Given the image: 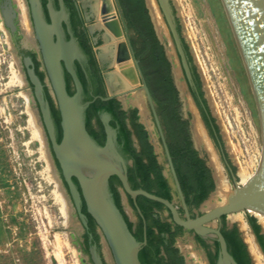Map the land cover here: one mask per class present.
Segmentation results:
<instances>
[{
    "label": "water",
    "instance_id": "1",
    "mask_svg": "<svg viewBox=\"0 0 264 264\" xmlns=\"http://www.w3.org/2000/svg\"><path fill=\"white\" fill-rule=\"evenodd\" d=\"M78 1L82 2L85 8L91 6L89 4L90 0ZM115 1L118 4V0ZM222 1L247 69L262 123L263 150L262 156L260 157V165L255 175L246 184H243L239 180V173H234L230 166L228 161V159L231 161L229 158L230 152L228 145L225 143V133L221 129V124L216 113L212 110L213 107L210 98L204 95L210 115L216 120L215 123L220 129L219 135L221 136V139L216 133L215 138L211 135L202 112L199 110L200 107L198 102L191 91L192 88L197 89L192 70L194 65L199 68L197 72L200 74L202 81H204V77L196 59L194 62H190L189 56L185 50L183 42L184 35L178 30V16L173 13L174 7L172 4H175L174 0H157L161 11L160 13L163 15L166 29L168 30L169 37L173 43V55L168 51L166 36L160 31L148 0H145L146 9L148 11L147 14L150 16L155 33L164 47L168 62L171 64V76L178 91L181 104L179 109L180 115L183 120L189 121V133L193 148L199 152L200 158L205 160L206 166L210 168L215 182V190L210 196L218 190V181L208 151L203 145H200L196 139L193 127L194 114L191 110V105L194 107V110H196L198 119L205 129L206 136L214 147L224 171H228L229 173V175H226L234 193L227 203L218 201L213 209L203 211L202 206L208 201L210 198L209 196V198L201 205L202 214L193 218L182 189L174 160L172 159L173 157L170 151L166 131L159 112L157 111V103L154 100L151 90L142 73L140 62L134 57L132 48L127 39H125V31L118 15L116 14V17L121 26L124 42L138 76V86L132 87L126 85L120 88V90L112 88L110 81L111 78L117 74V71L115 68L110 70L111 67H114L113 63H110L108 67L109 70L105 74L108 95L106 97L96 96L93 100L85 102L84 87L73 63L75 60H80L81 62L85 61V54L79 48L75 39L70 42L65 40L60 28H56V24H54L55 27L48 25L45 16L43 15L44 10L41 0H26L30 12L29 15H32L34 22V29L36 31L35 37L40 43L39 48L42 50L45 61L44 64H46L48 70V82L50 81L51 95L57 104L61 116L63 137L61 142H59L57 126L50 103L46 98L44 84L36 74L34 68L30 67V64L32 65L33 63L32 60L26 59L25 64L27 71L25 72V79L28 85H31L33 89L34 101L38 106V119L44 132L50 161L53 165L60 186L69 204H71L76 211L78 221H80V225H82L83 229L89 228L88 217L82 209L84 202L86 203L88 213L94 218L97 224V232L102 239L100 245L103 247V258L107 264L108 260L111 264H143L139 256L140 252L148 244L147 229L145 228L144 241H139L130 229L124 214L118 208L111 189L112 177H117L120 181L121 185H119V192L124 199L127 208L132 212H135L136 209L141 216L143 215L137 203V198L143 196L149 200L164 205L165 215L171 216L169 221L173 222L175 225L180 226L187 231H192L194 234L205 240L217 242L219 253L217 254L218 259L216 264H239L235 257L231 255L232 253L228 247L226 238L222 233L221 226L223 217H226L229 227L232 228L235 226V223H230L228 220L229 216L232 214L250 209L264 213V0ZM11 2L12 0H6L5 5L0 6V10L6 28L15 31V14L12 16L13 9L12 6H10ZM61 4L63 6L62 1ZM107 9L108 8L104 7L102 12L106 13L108 11ZM49 29H51L50 33L47 31ZM56 29L58 43H55L53 36ZM101 29L104 31V39L107 44L109 41L107 30L103 27H101ZM71 44L75 45L77 48L78 55H68L67 48ZM24 46L26 47L27 45L24 43ZM101 54L100 59L105 62ZM62 62L65 63L66 67L63 66ZM178 71L180 72V75H178ZM66 72L72 77L74 82L75 91L72 95L68 92L65 76ZM182 76L185 77V82L181 81ZM203 91H206V89L203 88ZM134 93H140L143 96L146 107L145 111L147 112V117L149 119L150 117L152 118V124H148L144 119L142 111H140L141 109L138 105L135 107V105L129 103L127 99H124L127 96H133ZM97 99H101L105 102L117 99L121 102L124 111L127 112H129L131 107L138 109L139 122L145 126V129L149 134L150 143L153 145L155 154L157 155L158 162L164 168V176L168 180V184L175 197L173 201L160 197L145 189H134L132 187L128 172V166L132 161L127 160L121 150V145L118 142V131L110 124L112 114L108 112L102 114V122L106 132L105 145H101L89 133L86 125L85 111ZM188 100L189 104H191L190 109H188V104L186 103ZM128 125L132 132L134 146L137 151L140 152L141 146L139 139L131 127L129 120ZM57 162L60 166L61 172L59 171ZM75 164L87 167L91 173L87 176L78 170L74 166ZM232 165L234 166L233 163ZM74 178L77 180L78 184L75 183ZM130 200L133 201L135 205L134 208L131 205ZM178 203L182 205L181 207L183 208L184 213L180 210ZM254 217L260 222L256 216ZM136 219L138 220L137 217ZM67 229V227H64L63 231H67ZM73 232L81 242L83 232ZM239 232L243 239L244 237L240 229ZM251 232L264 256V251L258 241L257 235L253 229ZM261 233L263 234L264 230H262ZM212 249L215 250V247H212ZM248 252L252 263L255 264L249 249ZM91 253L96 264H104L103 259L101 258L102 255L98 251L97 246H93ZM181 253L186 258V264H188V259L185 256L184 251L181 250ZM51 259L54 264H56V259L53 257H51ZM110 259L112 261H110Z\"/></svg>",
    "mask_w": 264,
    "mask_h": 264
},
{
    "label": "rangeland",
    "instance_id": "2",
    "mask_svg": "<svg viewBox=\"0 0 264 264\" xmlns=\"http://www.w3.org/2000/svg\"><path fill=\"white\" fill-rule=\"evenodd\" d=\"M111 1L116 14L115 0ZM20 2L27 8L25 0ZM174 3L173 13L178 16L181 34L188 43L193 62L196 59L203 73L204 81L201 80V84L206 89L204 95L210 98L212 110L225 133L229 158L243 183L245 178L251 179L255 175L260 165L263 131L256 97L223 1L174 0ZM17 5L20 15L21 9ZM1 15L0 11V264H54L52 252H58L56 264H94L95 261L91 260L92 253L91 257L84 252L77 235L69 228L63 231L67 227L65 218L55 200V186L49 177L46 178L49 173L40 152V144L33 140L28 128L27 105L20 96L22 89L8 84L11 80L12 63L25 81L26 79ZM29 23L32 28L31 22ZM131 36L136 39L138 37L134 30H131ZM166 43L168 51L173 55L174 47L169 34L166 36ZM195 67L198 71L199 68ZM112 69L114 67L110 70ZM181 81L185 82V77L182 76ZM26 84V90L31 95V105L38 117L33 89L27 82ZM135 95L136 93L125 99L137 107L139 103L135 102ZM139 100L142 104L143 99ZM186 103L190 109L189 100ZM148 124H152L151 117ZM127 160L132 161L130 165H133L129 156ZM226 174L229 175L228 171ZM121 202L136 230V212L127 208L122 196ZM70 209L79 226L78 231L84 233L71 204ZM242 214L252 231L249 218L254 216L246 212ZM258 223L261 231L264 230L263 223ZM235 225L240 229L238 223ZM249 234L252 236L250 232ZM56 241L60 242L58 250ZM176 244L186 257L190 256L187 251L189 249L209 264L205 251L191 234L178 238ZM102 250L101 245L103 254ZM190 259L195 264V258ZM261 260L264 264L263 255ZM108 264H111L109 260Z\"/></svg>",
    "mask_w": 264,
    "mask_h": 264
},
{
    "label": "trees",
    "instance_id": "3",
    "mask_svg": "<svg viewBox=\"0 0 264 264\" xmlns=\"http://www.w3.org/2000/svg\"><path fill=\"white\" fill-rule=\"evenodd\" d=\"M123 8V14L127 21L128 28L134 30L137 34V39L132 37V43L136 52V58L140 60V65L147 84L151 90L154 100L158 106V112L161 117L164 129L166 131L172 159L182 185L183 192L189 207L194 206L199 208L206 201L210 194L215 190V182L212 177L210 168L206 166L205 160L200 158L199 152L193 148L189 133V121L183 120L180 111V102L178 91L173 83L171 76V64L165 54L163 45L160 43L150 16L146 9L145 0H119ZM178 30L181 32V26L178 21ZM185 50L189 56L190 62L193 61L189 52V46L183 39ZM95 65V60L93 62ZM194 79L197 84V92L194 91V96L198 102L200 110L211 135L215 138V133L221 139L220 129L216 125V120L211 117L208 110L207 101L204 98L202 84L199 75L196 73V67H193ZM43 79V74L38 73ZM80 80L85 87L86 80L83 73L79 72ZM94 93L91 95L88 92V100H93L94 97H106L107 92L104 87L103 77L98 69L94 71ZM69 83L70 77L67 74ZM68 92L72 95L70 85ZM46 98L50 103L51 110L55 119L58 131V141L61 142L63 130L61 126V116L56 110L52 101L48 88H45ZM203 104V105H202ZM138 109L131 110L130 116L125 111H122L121 104L117 99L110 101H102L97 99L88 107L87 128L89 133L101 144L105 145L106 132L103 123L98 119L101 130L97 131L93 125V120L98 118V112L106 111L112 114L110 124L118 129V142L123 145V151L132 160L133 165L129 167V180L134 189H145L160 197L173 201L172 190L168 184V180L164 176V168L158 162L154 147L150 143L149 134L145 126L139 122ZM130 119L131 127L137 135L141 151L138 152L132 140V132L127 124V119ZM234 173L236 167L232 165L228 159ZM76 184L77 180L74 178ZM116 184L121 185L117 177L111 179V189L114 194L118 208L122 211L130 229L139 241H144V220L147 226L148 244L140 252V259L143 264H185V258L181 255L179 248H176L177 237L183 233V228L176 226V230H172V225L168 222H163L159 217L154 216V210H164V205L149 200L143 196L137 198L139 208H141L144 219H141V224L136 232H134V224L130 222L129 217L123 210L121 195L116 187ZM132 202V200H131ZM86 203L83 204V212L89 220L90 231L94 234L95 240L100 241L99 235L96 233L97 224L94 218L88 213ZM250 225L257 235L258 241L264 251V235L261 233V226L255 217L249 218ZM224 234L231 255L235 257L239 264H253L248 255L247 245L241 238L238 227L235 225L229 228L226 217L222 219ZM166 236H169L167 239ZM198 240L204 245L206 241L197 236ZM168 240V244H166ZM217 245L216 253H211L213 264L218 259L219 246ZM162 248H164L167 257L161 256Z\"/></svg>",
    "mask_w": 264,
    "mask_h": 264
},
{
    "label": "bare ground",
    "instance_id": "4",
    "mask_svg": "<svg viewBox=\"0 0 264 264\" xmlns=\"http://www.w3.org/2000/svg\"><path fill=\"white\" fill-rule=\"evenodd\" d=\"M12 1L16 2L21 9V14H20L21 15V27L24 30V33L26 36L25 45L27 46L31 44H33V46L36 45L35 35L33 34V28H31L30 23H29L31 21L29 20L30 12H29L27 2H26L27 4V8H26L25 5H23L20 2V0H12ZM148 2H149L153 16L155 18V21L160 31L162 32L163 35L168 36V30L166 29L163 15L162 13H160L161 11H160V7L158 5L157 0H148ZM89 4L92 7L93 13L98 14L100 18L99 27H104L107 30V35L109 36L108 43L102 48L103 50H102L101 56L103 57L105 61H109L110 63H113L114 68L117 71V74H115L111 78V81H110L111 87L114 89L120 90V88L126 85H130L132 87L138 86V83H139L138 76H137V73L134 67V63L132 62L127 46L124 42V39L122 36L123 33L121 30L120 23L116 17V14H114L115 12L113 11V9L110 11L108 10L106 13L102 12L105 6L107 8V6L110 7L112 5V1L111 0H90ZM3 22H4V19H3ZM3 26L4 28H6L5 24H3ZM47 31L48 33H50L51 29ZM67 52H68V55L70 56L78 55V50L73 44L68 46ZM10 68H11V72H10L11 80H10V83L8 84H10L11 86H17L20 89H22V91H20V96L25 100L26 105H27L26 112L28 113V116H29L28 128L31 131L33 140L37 141L40 144V152H41L42 158L44 159V161H46L47 172L49 173V176L47 175L46 178L49 177L50 182L53 183L55 186V192H54L55 200H56V203L59 205L61 215L63 216V218H65V221H64L65 225L71 231H78L79 226L76 224L72 216L73 211L72 209H70V204L60 186L58 178L56 177V175H54V168L50 161V157L47 151V145H46V139L44 136V132L39 122V119L37 117V114L35 112L36 110H34L31 105V95L26 90L27 89L26 81L24 80L23 75L19 73L18 70L15 69V66L13 63L10 65ZM179 73L180 72L178 71V75H180ZM6 87H8V85ZM139 99H143V96L140 93H136L135 102L139 103L137 105L140 107L141 109L140 111H142V115L148 123L149 118L147 117V112L145 111L146 107H145L144 99H143L142 104H140L141 101ZM191 107H192L191 110L194 114L193 127H194V133H195L196 139L198 143L200 145H203L205 149L208 151V155H209L211 164L214 168V172H215V175L218 181V190L202 206V210L204 211V210L213 209L214 206H216L218 201L222 203H227L234 193H233L232 186L228 182V178L221 164V161L218 158V155L214 147L212 146L210 140L206 136V132H205V129L202 123L198 119V114L196 110H194V107L192 105ZM261 156H262V153H261ZM74 166L78 170H80L82 173L86 174L87 176L88 174L91 173V171L88 170L87 167H83L77 164H75ZM251 179L245 178L243 181V184L248 183ZM243 212H246L249 215L256 216L263 223L262 225H264V213L250 209V210H243L238 213L232 214L228 218L230 223L239 224L240 230L243 231L242 233H244L245 235L244 237L245 242L247 244L248 249L250 250V253L253 257L255 264H262L261 251L256 243L255 237L252 234L247 222H245L243 218V214H242ZM249 232L252 234L253 237L250 236ZM56 245L58 246L56 247V249L58 250L60 246V242L56 241ZM187 251L190 252V256H191V257L187 256L188 264H192L190 262L191 260L190 258H195V264H206L204 260H202L199 256H196L197 254L195 252H192L189 249ZM51 257L53 258L58 257V252L56 253L52 252ZM110 261L112 260L110 259Z\"/></svg>",
    "mask_w": 264,
    "mask_h": 264
},
{
    "label": "flooded vegetation",
    "instance_id": "5",
    "mask_svg": "<svg viewBox=\"0 0 264 264\" xmlns=\"http://www.w3.org/2000/svg\"><path fill=\"white\" fill-rule=\"evenodd\" d=\"M61 1L63 3V6L61 4ZM5 2H6V0H0V6H4ZM41 3H42L43 10H44V14L43 15L45 16V20L47 21L48 25L54 26V24H56V28L57 27L60 28L65 40L67 42H70L73 39H75L77 45L82 50V52L85 54V57H86L85 61L81 62L80 60H75L73 62L74 65H75V68H76V70L78 72V75H79V72L81 71L83 73V75H84L85 80H86L85 87L83 86L84 87V101L85 102L89 101L88 100V92L91 95L94 93V87H95L94 84L95 83H94V78L93 77H94V71L96 69H98L100 71V73H101V75L103 77L104 87H105V90H106L107 95H108V86L106 84V76H105V74L109 70L108 67L110 65V62L109 61L103 62L100 59V54L102 53V47H104L106 43H105V39H104V31L101 29V27H99L100 22H99V19H98V17H99L98 14L93 13V10H92L91 6H88L87 8H85L83 3L78 1V0H41ZM118 4H119V7H118ZM118 4L115 1V5H116V9H117V13L116 14L119 17V20H120V22H121V24L123 26L124 31H125L126 39H127L128 43H129L130 47L132 48V52L134 54V57L136 58V52H135V49H134V46H133V43H132L131 30L128 28L127 21H126V19L124 17V14H123L124 13L123 12V8H122L119 0H118ZM16 5H17V3L14 2V1H12L11 4H10V6H12V9H13L12 10V16H13V14H15L14 23H15L16 29H15V31H13L10 28L7 29L9 31V34H10V37H11V42H12V45H13L14 52L16 53V56L18 57L19 61L21 62L20 64H22L24 72L27 71V67H26V64H25L26 63V59H31L32 60L33 63H32V65L30 64V67L34 68V70L36 71V74L38 76H39L38 73H42L43 74V79H41L40 76H39V78L43 82L44 87L48 88V91H49V93L51 95V87H50V83H49L50 81L48 82V80H49L48 70H47L46 64H44L45 61H44V56H43L42 50L39 48L40 47V43L35 37L36 45L33 46V44H31V45H28L26 47L24 46L26 36H25L24 30L21 27L20 15H18V9L16 8ZM107 8H108L107 10L110 11V10L113 9V6L112 5L110 7L107 6ZM30 21H31V25H32V28H33V34L36 36V31L34 29V22H33L32 15H30ZM53 36H54L55 43H58L57 29L54 32ZM29 46H31V47H29ZM189 52H190V50H189ZM190 55H191V53H190ZM94 60H95L96 65L93 63ZM139 62H140V60H139ZM63 66L66 67L65 63H63ZM140 67H141V65H140ZM193 67H195V65ZM192 70H193V68H192ZM196 73L198 74L197 69H196ZM67 74L68 73L66 72L65 76H66V81H67V88H68V85H70L71 91L74 92L75 91V86H74L73 79L69 75L70 80H69V83H68ZM193 76H194V73H193ZM200 81H201V79H200ZM195 83H196V81H195ZM29 86L32 88L31 85H29ZM196 87H197V84H196ZM197 90H198V88L197 89H194V88L191 89L192 93L194 91L197 92ZM202 91H203V88H202ZM193 95H194V93H193ZM51 98H52V101L54 103V106H55L56 110L59 111V109L57 107V104H56L55 100L53 99L52 95H51ZM120 104H121V102H120ZM180 107H181V104H180ZM121 109H122V111H124L122 104H121ZM133 109H135V108L131 107L129 112L125 111L128 116H130L131 110H133ZM85 112H86V125H87L88 108H87V110ZM104 112H106V111L98 112V118H95L93 120V125H94V127H95V129L97 131L101 130L99 122H98V119H100V121L102 122V114ZM112 119H113V117L111 118V121H112ZM128 120L130 121V119L129 118L127 119V124H128ZM186 121H188V120H186ZM130 124H131V122H130ZM128 127H129V125H128ZM87 130H88V128H87ZM117 131H118V129H117ZM120 145H121V150L124 153L123 145L122 144H120ZM124 155L127 158L128 155L125 154V153H124ZM57 166L59 168V171L61 172L58 162H57ZM131 166L132 165H129L128 169ZM128 172H129V170H128ZM116 187H117V189L119 191V185L118 184H116ZM172 195H173V193H172ZM173 198L175 199L174 195H173ZM130 202H131V200H130ZM178 204H179L180 210L182 211V213H184L183 208L181 207L182 205L180 203H178ZM131 205L133 206V208L135 207L133 201L131 202ZM122 206H123V204H122ZM189 209H190V212H191V215H192L193 218H196L197 216H200L202 214L201 206L199 208L191 206V207H189ZM123 210H124V208H123ZM124 212H125V210H124ZM135 212L137 214L138 221H137V229L135 230L133 228L134 232H136L138 230V228H139V226L141 224V219L142 218L144 219V215L141 216L137 212L136 209H135ZM142 214H143V212H142ZM154 216L156 218L159 217L163 222L170 223L172 225V230L173 231L176 230V226L177 225H175L173 222L169 221L171 216H166L165 215V209L164 210L155 209L154 210ZM130 222H132V221L130 220ZM144 223H145V226H144V236H145V228L147 229L145 220H144ZM88 224H89V220H88ZM221 227H223V223H222ZM96 233L98 234L97 227H96ZM186 234H191L194 237L195 241L198 244H200L202 249L205 251V253H206L205 256L207 257L208 263L209 264H213V262L211 260V256H209V255L211 253H216V251H217L216 242L215 241H211L210 242V240H205L204 239L206 241V244L208 245V246H204L198 240L196 234H194L192 231H187L185 229L183 230V233L177 237V239L178 238H183ZM166 237H167V239L169 238V236H166ZM81 243H82L81 247H82V249L84 250V252L87 255L89 254L92 257L91 250H92L93 246H97L98 247V251L101 253L100 241L97 242L95 240L94 234L90 231V227L84 229V233L82 235ZM166 244H168V240H166ZM174 246L176 248H178L177 244H175ZM212 247H215V250H213ZM180 253H181V250H180ZM101 255H102L101 258L103 259L104 264H107L105 259L103 258V254L102 253H101ZM165 255H166V252H165L164 248H162L161 256L165 257V262L167 263V257ZM181 255L183 256L182 253H181ZM91 260L94 262V260L92 258H91ZM216 262H217V260L215 261V264H216ZM94 264H96V263L94 262ZM185 264H186V258H185Z\"/></svg>",
    "mask_w": 264,
    "mask_h": 264
}]
</instances>
